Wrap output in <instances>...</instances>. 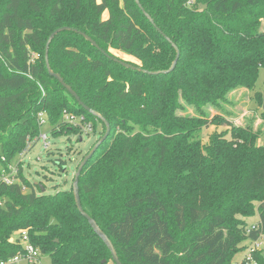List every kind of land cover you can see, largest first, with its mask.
I'll return each instance as SVG.
<instances>
[{
    "label": "trees",
    "instance_id": "16d2710c",
    "mask_svg": "<svg viewBox=\"0 0 264 264\" xmlns=\"http://www.w3.org/2000/svg\"><path fill=\"white\" fill-rule=\"evenodd\" d=\"M140 2L155 24L135 0H0V259L25 251L11 239L27 231L51 264L112 260L78 210L72 186L42 192L18 158L40 138L41 114L53 126L66 113L83 115L82 124L99 135L87 154L106 132L105 123L48 72L47 41L64 26L99 45L65 30L51 42L49 59L111 125L79 186L84 210L113 241L123 264H233L264 234L259 134L251 124H232L223 113L210 118L206 110L222 106L237 89L255 88L264 66V0ZM162 32L180 57L173 71L152 74L168 70L177 57ZM255 97L263 105V94ZM186 105L195 114H180ZM260 115L264 120V109ZM82 124L68 131L81 136ZM212 124L228 128L215 130L204 144L201 130ZM55 162L64 170L65 160ZM11 164L19 167V183L1 179ZM256 213L253 230L247 220ZM254 258L264 264L263 252Z\"/></svg>",
    "mask_w": 264,
    "mask_h": 264
},
{
    "label": "rangeland",
    "instance_id": "374dc122",
    "mask_svg": "<svg viewBox=\"0 0 264 264\" xmlns=\"http://www.w3.org/2000/svg\"><path fill=\"white\" fill-rule=\"evenodd\" d=\"M104 17H107V13H105ZM120 54L125 59L135 61L126 53L120 52ZM257 92L262 93L264 96V66L259 69V75L254 89H237L228 95V101L224 102L222 106H206V110L210 113V118L217 113H223L231 120L232 124L253 125L254 129L259 134L257 143L264 145V120L260 115L263 110V105H261L255 97ZM179 112L180 114H195V109L186 105L185 109ZM77 118H84V116L66 113L64 118L60 119V123L57 125L55 124L53 126L49 122L42 125L41 130L48 134L50 146L45 148L42 138H39L32 150H23L18 157L20 162L23 160L22 164H24V166L22 168L24 175L28 177L31 182L45 186V193L47 194L55 192L57 187L60 189L70 188L72 186L74 175L79 164L99 137V135L93 133V131L87 133V128L86 130L84 128L85 131L83 130L84 133L81 136L68 131V129L73 130L74 126H80L82 124L77 121ZM81 127H84V125ZM227 128V124L220 126L212 124L203 127L200 133L203 143H209L210 135L215 130L223 131ZM60 129H63L65 134L59 136H54L52 134L54 130ZM80 137L82 138L81 140H79ZM57 159L65 160L66 166L64 170L56 164L55 161ZM27 190L28 188L24 189V191ZM258 219V213L248 218L247 227L258 223ZM18 238H20V236H18ZM242 256L243 252L236 254L233 259V264L240 260ZM12 264H27V262L21 261ZM36 264H51V258L47 255H43ZM108 264L115 263L111 260Z\"/></svg>",
    "mask_w": 264,
    "mask_h": 264
},
{
    "label": "water",
    "instance_id": "95a60500",
    "mask_svg": "<svg viewBox=\"0 0 264 264\" xmlns=\"http://www.w3.org/2000/svg\"><path fill=\"white\" fill-rule=\"evenodd\" d=\"M137 2V4L142 8L143 12L145 13V15L147 16V18L153 23L155 24L153 18L151 17V15L149 13H147L144 9V7L142 6L140 0H135ZM207 4H205L203 7H206ZM158 30L161 32V29L159 27H157ZM65 30H74L77 32H80L82 35L85 36V38L87 40H89L94 46L99 47V45L97 44V42L91 38L89 35H87L86 33L79 31L77 29H73L71 27H60L58 29H56L51 36L49 37L48 41H47V45H46V53H45V59H46V65H47V69L50 75L54 76L55 78H57L62 84L63 86L68 90V92L89 112H91L92 114H94L96 117L100 118L106 125V132L105 134L99 139V141L93 146V148L90 150V152L84 157V159L81 161V163L78 166V169L74 175V179H73V184H72V188H73V193H74V197H75V202L77 205L78 210L82 213V215L87 218V220L89 221L90 225L92 226V228L94 229V231L96 232V234L104 241V243L107 245V247L109 248V250L111 251V255H112V260L115 264H123V262L121 261L118 251L113 243V241L109 238V236L103 231V229L99 226V224L97 223V221L89 214L87 213L84 208H83V204L81 201V197H80V186H79V181H80V176L82 174V171L84 169V166L86 165V163L88 162V160L90 159V157L94 154L95 150L98 148V146L108 137V135L110 134L111 131V125L109 123V121L103 117L98 111L92 109L91 107H89L87 104H85L80 96L78 95V93L69 85L65 82L64 78L59 74L53 71L51 64H50V59H49V48H50V44L53 41L54 37ZM163 33V32H162ZM164 34V33H163ZM164 36L172 43V45L174 46V48L177 51V57L175 58V60L173 61L172 66L168 69V70H163V71H153L150 72L152 74H158V73H168L171 72L175 69L178 59L180 57V49L179 47L166 35L164 34ZM116 61H119L120 63H122L124 66L126 67H130V68H138V69H142L139 67L134 66L133 64L115 58ZM149 72V71H148ZM263 109H264V103H263ZM82 139V138H81ZM42 187V192L46 191L45 186L41 185Z\"/></svg>",
    "mask_w": 264,
    "mask_h": 264
},
{
    "label": "built area",
    "instance_id": "2783aa9c",
    "mask_svg": "<svg viewBox=\"0 0 264 264\" xmlns=\"http://www.w3.org/2000/svg\"><path fill=\"white\" fill-rule=\"evenodd\" d=\"M42 120L41 122L43 124H46V120L43 118V114H41ZM84 118H77V121L79 123H82V120ZM84 128L88 130V132L93 131L92 125L90 123H85ZM84 130V129H83ZM84 130V131H85ZM87 132V133H88ZM40 138H42L44 142L45 148H48L50 146L49 142V136L47 133L42 132L40 135ZM23 163V160L21 161ZM24 166V164H23ZM1 179L3 182L7 184H13V183H19L21 182L20 176H19V167L17 165L11 164L8 166V168H3ZM27 188L24 186V189ZM4 202L1 199L0 200V206H3ZM258 227V223L251 225V229H256ZM20 236V238H18ZM12 241L20 242L24 245L25 251L23 253L16 254L15 256H12L8 258L7 260L0 259V264H12L17 263L21 261H26L27 264H36L40 261L41 254L39 250H37L34 245L31 243L29 235L27 231H22L19 235L14 236ZM256 252H263L264 253V234H260V236L254 240H252L247 249L245 250L242 258L238 260L235 264H243V262H246V264H258L255 261L254 255Z\"/></svg>",
    "mask_w": 264,
    "mask_h": 264
}]
</instances>
